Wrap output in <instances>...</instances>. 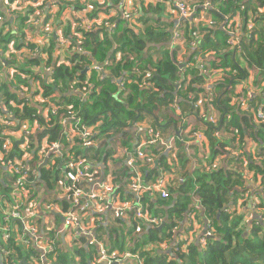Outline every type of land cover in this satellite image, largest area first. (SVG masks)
<instances>
[{
  "label": "trees",
  "instance_id": "16d2710c",
  "mask_svg": "<svg viewBox=\"0 0 264 264\" xmlns=\"http://www.w3.org/2000/svg\"><path fill=\"white\" fill-rule=\"evenodd\" d=\"M14 1L10 0L8 4ZM144 1L146 4L141 1L133 6V18L130 20L122 19L119 0H108V3L103 0L100 6L94 4L97 10L90 17L104 14L108 17L104 21L115 25L113 31L107 32L103 22L91 31L79 30L81 40L64 31V38L70 43L68 50L79 42L81 52L68 57L69 65L48 64L50 74L40 81L38 92H32V81L38 78L36 73L31 75V71L20 69V73L27 75L25 80L17 76L11 78V74L6 80L4 74H0V172L7 177L9 175L2 167V161L26 158L25 163L36 170L31 183L51 192L52 181L58 178L59 173L62 176L67 158L65 155H51L47 165L40 169L39 152L41 142L46 138L48 143H63L66 153L68 145L60 124L62 115L75 114L81 124L96 127L95 141L102 143L116 136L122 138L130 130L136 131V125L151 117V128L163 134L171 129L169 136L175 138L172 152L164 154L149 150L148 153L153 156L155 165L159 164L167 172L172 168L177 174L175 187L168 188L169 198L153 200L147 195L141 198L149 211L152 213L153 209L156 214H152L162 219L164 227L161 231L145 228L140 235L134 236V230H124L122 227L125 225L121 222H118L119 227H101L98 233L101 237L103 233L108 236L112 246L109 252L117 249L119 255H137L142 264H264V222L254 219L255 212H264V125L254 122L255 111L259 108L264 110V87L258 89L253 97L250 95L248 111L241 109L236 101L240 95L248 93L250 85L254 86L252 70L258 72L264 83V16L260 13L264 0H208L212 8L208 9L207 18H202V5L206 0H191L193 14L182 23L183 36L175 46L168 45L173 23L163 22L164 5L153 0ZM193 2L198 5L193 6ZM57 4L60 15L65 4L62 0H57ZM44 6L45 2L35 10H43ZM29 13H32L30 8L21 19V25L29 20ZM227 16L237 18L243 25L249 20L255 25L252 38L242 39L240 52L230 47L227 32L220 29V25H226ZM45 19H48L47 15ZM208 20L215 25H208ZM5 25L0 27V66L4 52H7L6 45L14 37L7 31L9 25ZM197 41L199 44L193 46L192 43ZM56 46L57 38L51 40L49 55ZM188 51L191 55L187 62L192 68L183 71L178 57ZM197 60L202 61L201 70L196 66ZM105 62L110 64L104 65ZM29 63L37 65L38 61L32 59ZM94 66H103L106 73L97 72ZM147 73L150 78H145ZM218 74L221 76L212 79ZM119 81L123 84L122 89L118 86ZM88 85L89 93L85 98L75 93ZM20 91H25L24 95ZM54 94L59 97H54ZM37 96L48 99L60 109L52 113L47 104L35 100ZM198 102L212 107L216 112L215 123L199 118V110H194ZM188 105L198 118L206 140V149L201 148L200 143L201 147L196 146V156L191 145L188 151L193 153L189 154L185 148L190 137L182 133L186 123L181 122V113L176 120L163 115L167 109L175 113L178 107L182 111ZM5 110L13 113L17 132L23 124L31 127L37 122L39 126L28 136L30 141L12 139L7 151L4 149L6 139L1 137L5 128ZM217 132L221 133L219 138L215 135ZM25 142L29 144L28 150L23 148ZM96 150L90 146L84 150L74 148L69 153L74 152V157L82 156L95 164L98 158ZM244 161L247 162L246 167ZM143 173L146 180L157 176L153 169H144ZM129 176H124L126 183ZM13 180L11 176L7 185L4 178L0 179V196L7 200L10 199ZM31 183L28 188L32 201L35 193ZM196 204L199 211H194ZM67 207L64 202L62 209ZM192 214L193 219L189 217ZM56 220L60 219L56 217ZM205 223L210 237L206 238L203 248L200 244L203 233L197 229L198 226L205 228ZM179 236H182V241L178 244ZM58 240L55 251L45 257L47 263H91L90 247L85 250L82 246L80 251L77 250L81 259L78 263L57 249ZM78 240L85 243L84 238ZM3 248L11 250V253L7 256L0 253V264H26L40 256L34 247L20 245L14 239ZM130 264L137 263L132 261Z\"/></svg>",
  "mask_w": 264,
  "mask_h": 264
},
{
  "label": "built area",
  "instance_id": "2783aa9c",
  "mask_svg": "<svg viewBox=\"0 0 264 264\" xmlns=\"http://www.w3.org/2000/svg\"><path fill=\"white\" fill-rule=\"evenodd\" d=\"M154 3L163 4L166 7L170 6L171 12L174 11L177 15L178 23L176 24L172 34V46L179 44L183 36L182 23L189 20L193 14L190 5L186 0H153ZM67 4V5H66ZM65 7L67 10L72 12L73 7L79 6L82 11L81 17L74 20L76 27L75 33L72 37L81 40L79 30L91 31L95 25L104 23V27L107 32H112L115 25L110 24L108 21H104L108 18L104 14H97L94 17L92 13L97 10L94 4L100 6L101 1H84L81 4V0H68ZM81 5V6H80ZM119 12L123 20H130L133 18L131 3L127 0H119L118 4ZM212 8L211 3L206 0L202 5V14L206 15L208 9ZM243 9V8H242ZM260 13L264 16V7L260 9ZM112 16L113 13H110ZM37 23V22H36ZM208 25L213 26L215 23L212 20L207 21ZM226 25H220V29H224L228 36V44L235 51L240 52L242 49V39L245 41L249 40L253 36L255 25L251 20L243 25L237 18L231 16L226 17ZM244 26V29H243ZM8 31V29H7ZM16 33V29L14 30ZM65 39V38H64ZM69 39L63 40V43L70 45L67 42ZM79 44V42H77ZM197 43V44H196ZM192 43L193 46L198 45L199 42ZM264 43V41H263ZM110 62H105L104 65H108ZM94 70L99 73H106L103 66H94ZM47 72H50L48 69ZM0 74H3L0 69ZM221 74L212 77H219ZM149 73L145 74V78H150ZM122 82L119 81L118 86L122 89ZM147 86V84H144ZM90 86L84 87L81 91L77 90L75 93L79 94V97L85 98L89 93ZM208 88V87H207ZM248 93L240 95L236 98L241 109L244 111L249 110L248 98L250 95L253 97L257 90L254 86H249L247 89ZM24 95L25 91L19 92ZM35 100L42 104H47V109L53 112H57L60 108L55 106L54 103L49 102L48 99L42 97H36ZM195 109L199 110V118L208 123H215L216 114L214 113L210 105H205L201 102L195 104ZM6 116L3 120L5 125L4 130L1 132V137L6 139L4 149L9 148V136H18V140L30 141L28 136L35 132L39 126L35 122L34 126H28L23 124L20 132L15 130L16 120L13 119V113H9L5 110ZM47 113V110L44 114ZM10 114V115H9ZM9 115V120L6 118ZM61 126L63 128L62 135L66 140L68 148L65 147L61 142L48 143L47 139L44 138L41 142L40 149V163L42 164L46 159L49 161V157H63L66 156V160L63 165V173L61 180L64 184L61 185V195L57 198H62L68 207L63 210L57 203H51V201L45 205L40 212L43 214V218L46 219L52 215L57 214L62 216L63 224L59 229H55L52 225L48 224L44 233H41L38 226L35 224V217L39 212L31 207V194L29 191L30 179L35 176L36 170L25 163L26 158L18 159L16 161H2V167L13 176L12 192L10 199L0 197V206L5 210L0 214V253L7 256L10 250L3 248V245L9 243L13 239H19L25 246H32L40 252L37 264H49L45 261V257L55 251V243L57 238L66 235L71 240L84 238L88 240V244L95 246L98 252L95 260L96 264H130L135 261L137 264H142L141 259L137 255L126 253L119 255L118 253L112 252L103 245L101 242V236L98 233L101 227H108L107 216L112 218L114 226H120L118 222L123 223L125 226L124 230L132 229L134 234L140 235L142 231L151 228H158L162 225L163 221L159 216L153 215L146 204L141 202V198L147 195L153 198H160L166 200L169 198L170 193L167 182L161 178L154 183H145L139 172L136 159L144 165H152L154 162L153 156L148 154L150 151L147 150L149 147L143 146L149 144L158 148V151L163 153H170L174 149L175 138L170 137L168 140H164L159 131H155L153 128L146 130V141L143 144H139L135 151V154H129L127 150H122L124 156H128L126 159L127 167L129 168L130 176L127 178L126 189L133 195L132 198L123 199L119 194L120 187L118 184L113 182L111 175L105 176L103 167L97 162L87 160L82 156L74 157V152L69 153L70 150L76 148L78 150H84L90 146L97 145L95 137L98 134L96 127H89L81 124L80 119L75 114L62 115ZM254 122L256 125H264V110L259 108L254 113ZM218 138L221 133L215 134ZM193 138L200 144L205 145L206 140L203 132H195L192 134ZM118 147V146H117ZM23 148L28 150L29 144L26 142ZM65 153V154H64ZM236 155L235 153H233ZM2 157H0V161ZM47 165V164H46ZM247 162L244 161V167ZM32 184V183H31ZM255 204L252 206L254 211ZM200 207L196 204L194 211H199ZM258 215L260 222H264V212H255ZM193 219L194 215L189 216ZM10 222H17L20 231H13L9 226ZM53 238H51V234ZM210 237V233L203 235L200 239L201 247L206 246V238ZM182 241V236H179V242ZM184 247V246H183ZM166 248V246L164 247ZM72 257L79 263L77 256ZM74 264V261H73Z\"/></svg>",
  "mask_w": 264,
  "mask_h": 264
},
{
  "label": "crops",
  "instance_id": "0c3cea01",
  "mask_svg": "<svg viewBox=\"0 0 264 264\" xmlns=\"http://www.w3.org/2000/svg\"><path fill=\"white\" fill-rule=\"evenodd\" d=\"M62 1L64 4L68 2V0H62ZM84 1L97 2L103 0H81V4ZM127 1L131 3V7L133 6L135 7L137 6V4L139 5L141 1L145 3L144 0H127ZM188 1L190 3L193 0L192 1L188 0ZM8 2H10V0H0V12L2 13V18H0V27L5 25V23H7L9 25L8 31L11 32L14 35V37L6 45L7 52L6 53L4 52L3 64L0 67L3 68L2 71L6 80H8L9 74L13 75L10 76L11 78L17 76L19 77L20 80H25L27 78V75L24 73H20L21 72L20 69L31 71L32 72L31 75L36 73L38 78L32 81L34 83L32 86V92H38L41 87L40 81L45 80L50 74V72H47L48 69L50 70L49 68L50 66H47L48 64L57 63L58 65L59 64L69 65L68 57L74 54L75 52H81L78 43H75L73 49L68 50V44L63 43L62 37H64L63 35L64 31L65 33H68L67 31L71 32L72 30L71 32L72 35L75 33L76 27L73 21L81 17L82 11L80 10L79 6H77V8L73 7L72 12L71 11L69 12L67 10L68 7L67 8L65 7L64 10H62L59 15L57 0H15L14 3L12 4H8ZM44 2H45V6L43 10L36 11L35 9L40 8L42 5H44ZM193 4H194L193 6L198 5V3L196 2H193ZM29 8L32 10V13H29L30 16L29 20L27 19L28 21L26 20L25 23L21 25V19L24 17V14L28 12ZM46 15L48 16L47 20L45 19ZM207 17H208L207 15L202 14V18H207ZM162 20L163 22L171 21L173 23L171 30H173L174 26L178 23L176 13L174 11L171 12L170 6L166 7L165 5L163 6ZM199 20L202 23L203 20L200 17ZM15 29L17 31L16 33L14 32ZM16 35H19V37H17ZM56 38H57L56 49L53 51L52 55L51 54L49 55L48 50L50 48L49 46H51V40H56ZM189 55H191L190 51H188V53L186 54H181L178 57L180 63H182L181 70L183 71L190 70L192 68L191 67L192 65L187 62ZM32 59H36L38 61V64L37 65L30 64L29 61ZM201 62L202 61L200 60L196 61V66L200 70L202 69ZM251 73L253 76L252 81L254 88L256 90L263 88L264 83L261 76H258V72L256 70H252ZM29 81L31 82V80ZM18 84L20 86L24 85V83H18ZM54 97H59V95L54 94ZM189 108L190 107L188 105L185 108H182L181 111L178 107V109L175 110V113L167 109L166 112H163V115H167L169 116V118H173L176 120L178 113H181V118H182L181 122L188 124V125L184 124L185 127L182 133L190 137V140L186 141L185 143V148L187 149V152L191 154L195 149H197L196 146L201 147L198 144V142L193 138V136H191V134L194 132H203V131L200 130L201 125L198 124L197 121L198 118L196 117V115H194V111L192 113V111H190ZM214 113L216 114L215 111ZM161 121L164 122L165 120L162 119ZM152 122L153 119L151 117H147L144 121H142V123L135 126L137 128L136 131L130 130L128 131V133L123 135L122 138L116 136L114 139H112L114 141L110 140L107 141L106 143L98 142L97 145H93V147L97 149L96 151L98 154L97 155L98 158L96 162L103 167V172L105 176L111 175L113 178V182L118 185H119V181L121 180L119 185L120 187L119 194L123 199H129L133 197V195L130 194L126 189L127 183H126V178L124 176L129 175V168L127 167L126 164V159H128V156L127 155L124 156L122 150H127L128 155L135 154L137 146L139 144H143L146 141V130L152 127L151 126ZM177 128L180 129V126H177ZM170 131L171 129H168L167 132L164 134L161 132V136L164 140H168L170 137H174V136H169ZM17 138H18L17 135L9 136L8 137L9 144L11 143L12 139H17ZM190 145L191 148L193 147L192 148L193 151L190 150L189 152L188 148L190 147ZM146 146L149 147L147 150H152V151L158 150L157 147L149 144L143 146V149ZM201 148L206 149V144L202 145ZM194 153L196 156L197 151L196 152L194 151ZM135 161L137 163V166L139 167L141 178L145 183H154L158 179L163 178L167 182L168 184L167 186L169 189L175 187V180L177 178L176 177L177 174L174 173L175 171H172V168H171V172H167L165 171L164 167H159V164L155 165L156 162H153L152 165H141V162H139L137 159ZM192 162L193 164H195L194 161ZM193 167H191V169ZM188 168L189 166L186 169ZM144 169H153V171L157 174L155 179L146 180L143 173ZM2 178L6 180L8 185V181L11 180L10 174L7 177L2 172H0V179ZM62 184H64V182L61 180L60 173L58 178L55 181H52L51 192H48V190L43 189L41 186H36L35 183L32 184V187H34L33 193H35V197H33L31 201V207L35 208L39 212V214L35 217V224L38 226L41 233L45 232V229L47 228L48 224L52 225V227L55 229H59L63 224L62 216L53 214L52 220H51V216L44 219L43 214L40 212V210L50 201L51 203H57L62 208L63 203L65 201L62 200V198H57V196L61 195ZM0 197H2V195ZM4 210L5 208L4 209L1 208L0 214ZM151 211L153 214H156L153 209ZM56 217H58L60 220H56ZM106 220L108 225L107 228H112V226H114L112 218L107 216ZM9 226L15 232L20 231L17 222H10ZM197 230H199V232L201 230L203 233L204 228L202 229L198 226ZM198 237L196 238L198 239ZM58 239L59 240L57 241V249L64 256L70 257L72 255H75L78 257L79 260H81L77 250L79 249L80 251L82 249V246L84 247L85 250H87L90 247L91 250L90 264H96L95 260L97 258L98 252L96 251L95 246L88 244L87 239H85L84 244L80 243L78 239L73 241L69 239V237H67L66 235H63ZM14 240L16 241L19 239H14ZM101 242L108 250L112 248V246H110L109 238L105 233H103L101 237ZM16 243L22 245L20 241H16ZM4 245H8V243ZM124 249H127V246H125ZM116 251L118 250L114 249L115 253ZM38 253L40 254L39 251ZM37 263L38 261L34 259H30V263H26V264H37Z\"/></svg>",
  "mask_w": 264,
  "mask_h": 264
},
{
  "label": "water",
  "instance_id": "95a60500",
  "mask_svg": "<svg viewBox=\"0 0 264 264\" xmlns=\"http://www.w3.org/2000/svg\"><path fill=\"white\" fill-rule=\"evenodd\" d=\"M178 22V21H177ZM171 33H173V30L171 31ZM168 45H172V41L170 40L169 41V43H168ZM182 67V66H181ZM46 162H47V159L45 160V162L42 164V166L40 167V169H42L45 165H46ZM39 169V170H40ZM254 219L255 220H257L258 219V215L257 214H254ZM205 228H204V230H203V235H207V230H206V223H205ZM264 226V225H263ZM164 227V224H162L161 226H159L158 228H157V230L158 231H161L162 230V228ZM240 250H242V248H240ZM113 264H116V263H113Z\"/></svg>",
  "mask_w": 264,
  "mask_h": 264
},
{
  "label": "rangeland",
  "instance_id": "374dc122",
  "mask_svg": "<svg viewBox=\"0 0 264 264\" xmlns=\"http://www.w3.org/2000/svg\"><path fill=\"white\" fill-rule=\"evenodd\" d=\"M187 3H188V5H190V3H189V1H186ZM30 17V16H29ZM71 32H72V30H71ZM62 39L64 40V37H62ZM186 125H188V124H186Z\"/></svg>",
  "mask_w": 264,
  "mask_h": 264
},
{
  "label": "bare ground",
  "instance_id": "6f19581e",
  "mask_svg": "<svg viewBox=\"0 0 264 264\" xmlns=\"http://www.w3.org/2000/svg\"><path fill=\"white\" fill-rule=\"evenodd\" d=\"M160 14V13H159ZM217 82V81H216ZM213 105V104H212Z\"/></svg>",
  "mask_w": 264,
  "mask_h": 264
}]
</instances>
